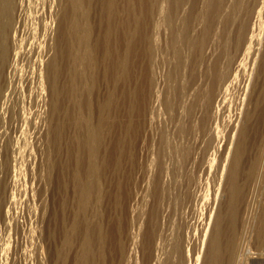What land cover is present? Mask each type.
<instances>
[{"label":"rangeland","instance_id":"374dc122","mask_svg":"<svg viewBox=\"0 0 264 264\" xmlns=\"http://www.w3.org/2000/svg\"><path fill=\"white\" fill-rule=\"evenodd\" d=\"M150 253L264 264V0H0V264Z\"/></svg>","mask_w":264,"mask_h":264},{"label":"bare ground","instance_id":"6f19581e","mask_svg":"<svg viewBox=\"0 0 264 264\" xmlns=\"http://www.w3.org/2000/svg\"><path fill=\"white\" fill-rule=\"evenodd\" d=\"M210 223H211V221H210ZM209 229H210V226H208V229H207V232H206V238H204V240H203V249H204V247H206V245H207V241H208V237H209ZM132 240V238L130 239V241ZM135 241V240H134ZM134 241L132 240V243H133V246L132 247H134ZM138 243V242H137ZM125 245V244H124ZM129 245V244H128ZM131 246V245H130ZM129 247V246H128ZM128 247H127V249H128ZM132 247H129L130 249H132ZM126 249V248H125ZM134 251V250H133ZM123 252H125V251H123ZM132 252V251H131ZM130 252V253H131ZM151 252V251H150ZM132 254V253H131ZM130 254V255H131ZM212 254V253H211ZM125 255V254H124ZM133 256H134V254H132ZM136 255H137V251H136ZM132 256V257H133ZM128 257V256H127ZM201 257V256H200ZM132 259V258H131ZM134 259V258H133ZM136 259L138 260V258L136 257ZM135 259V260H136ZM122 260H124V259H122ZM127 261L128 260H124V264H126L127 263ZM160 261H161V259L159 258V257H157V256H155L154 254H151L150 253V255H149V257H148V259H147V262H146V264H159L160 263ZM123 262V261H122ZM129 262V261H128ZM133 262V261H132ZM137 262V261H136ZM131 263V262H130ZM123 264V263H122ZM134 264V263H133ZM197 264H201V260H200V258H199V260H198V262H197Z\"/></svg>","mask_w":264,"mask_h":264}]
</instances>
